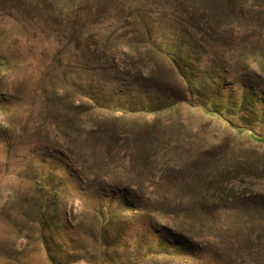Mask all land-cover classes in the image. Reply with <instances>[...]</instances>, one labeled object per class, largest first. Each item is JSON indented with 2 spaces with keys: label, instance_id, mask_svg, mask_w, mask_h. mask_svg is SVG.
Listing matches in <instances>:
<instances>
[{
  "label": "rangeland",
  "instance_id": "374dc122",
  "mask_svg": "<svg viewBox=\"0 0 264 264\" xmlns=\"http://www.w3.org/2000/svg\"><path fill=\"white\" fill-rule=\"evenodd\" d=\"M41 173L76 264H264V0H0V264H50L16 239Z\"/></svg>",
  "mask_w": 264,
  "mask_h": 264
},
{
  "label": "trees",
  "instance_id": "16d2710c",
  "mask_svg": "<svg viewBox=\"0 0 264 264\" xmlns=\"http://www.w3.org/2000/svg\"><path fill=\"white\" fill-rule=\"evenodd\" d=\"M210 113V112H209ZM214 115L223 119V116L220 114L219 110H214L212 112ZM248 130V128L244 127ZM43 173L37 175L34 179L30 181V184L33 189V192L36 195V201L33 203V208L37 213V218L32 221L34 226H28L19 229V234L17 235V241H26V242H39L45 251V256L50 264H76V263H88V258L90 259L89 253L85 252L84 256H77L72 258V253H70L69 245L73 244L74 240L72 238H67L66 242L60 240V233H64L66 226H61L58 230V226H51L49 222H52L48 219L49 212L51 209H57L60 207V204L57 203V198L55 196L59 195L62 188H64V182L60 180V183H53L47 179L43 178ZM62 183V184H61ZM105 198H101V201L98 203V206L90 208V212L94 213V218L98 226H100V235L98 239V250H96V255H99L101 259H106L109 262V250H114L113 254L115 257L117 251V245L115 239H109V233L112 230V226H109L112 218V213L121 210H130L133 206V200H127V198L122 197L115 203L114 197H111V202H105ZM113 203H115V208L113 209ZM53 223V222H52ZM94 242L96 239L93 237ZM122 249L124 248V264H135L136 259L144 260L148 258L160 257L168 255L171 250L174 248V245H177L176 240L171 241L169 236H163L159 242L151 241L145 251H143L142 246L139 244L132 247L130 242H124ZM16 245V244H15ZM133 248V249H132ZM73 249V248H72ZM109 264V263H108Z\"/></svg>",
  "mask_w": 264,
  "mask_h": 264
}]
</instances>
